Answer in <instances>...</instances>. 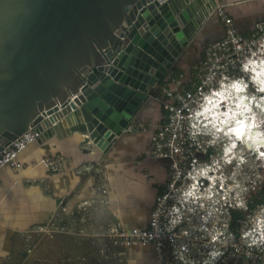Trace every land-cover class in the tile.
I'll return each instance as SVG.
<instances>
[{
	"label": "water",
	"instance_id": "obj_1",
	"mask_svg": "<svg viewBox=\"0 0 264 264\" xmlns=\"http://www.w3.org/2000/svg\"><path fill=\"white\" fill-rule=\"evenodd\" d=\"M216 6L215 0L162 6L0 0V153L38 125V143L81 133L84 145L109 154L159 95ZM57 216L68 220L64 206ZM83 240L91 245L95 238Z\"/></svg>",
	"mask_w": 264,
	"mask_h": 264
},
{
	"label": "built area",
	"instance_id": "obj_2",
	"mask_svg": "<svg viewBox=\"0 0 264 264\" xmlns=\"http://www.w3.org/2000/svg\"><path fill=\"white\" fill-rule=\"evenodd\" d=\"M169 1L155 0L159 6ZM212 14L224 27V38L209 44L204 57L193 66L189 83L182 84L185 76L177 74L160 89L167 117L153 135L152 156L169 161L170 169L149 225L114 226L106 234L114 248L153 246L158 264H264V202L255 205L245 196L250 188L243 189L234 179L247 152L237 172L233 167L239 155L235 153L237 143L221 140L219 144L213 138L225 123L218 115L223 108L242 107L245 115L252 110L253 101L264 102L259 83L250 90L254 79L264 78V20L251 34L242 35L225 7H216ZM230 92L237 93V104ZM244 115L242 122H246ZM211 126L220 128L213 133ZM41 136L38 125L20 135L0 153V170L12 167L21 172L19 156ZM65 163L62 155L42 161L49 177H64ZM100 192L103 199L84 201L78 209L86 213L106 203L107 192ZM58 204L64 210L67 207L64 200ZM52 228V224L46 225L34 234L53 236ZM100 252L107 254L103 249Z\"/></svg>",
	"mask_w": 264,
	"mask_h": 264
},
{
	"label": "crops",
	"instance_id": "obj_3",
	"mask_svg": "<svg viewBox=\"0 0 264 264\" xmlns=\"http://www.w3.org/2000/svg\"><path fill=\"white\" fill-rule=\"evenodd\" d=\"M215 1L216 7H225L242 35L251 34L264 20V0ZM224 36L219 18L209 15L177 68L159 85V93L171 76H186L209 44ZM166 117L158 95L134 126L117 136L107 155L92 143L84 145V134L73 133L30 146L19 156L21 172L12 167L0 170V264H158L153 246L114 248L106 234L114 226L149 225L169 179L170 162L152 156L153 135ZM53 155L65 158L64 177H49L42 164ZM100 189L107 192V202L80 211L82 202L104 198ZM60 200L67 202L68 220L55 218ZM51 224L53 236L34 234ZM88 236L95 238L91 245L83 240ZM102 249L107 254H99Z\"/></svg>",
	"mask_w": 264,
	"mask_h": 264
},
{
	"label": "bare ground",
	"instance_id": "obj_4",
	"mask_svg": "<svg viewBox=\"0 0 264 264\" xmlns=\"http://www.w3.org/2000/svg\"><path fill=\"white\" fill-rule=\"evenodd\" d=\"M260 79H261V81L254 79V81H252L251 84L254 85V84L259 83L258 86L260 87V93L262 92L264 94V84H263L264 78L261 77V78H259V80ZM254 86L256 87V85H254ZM229 94H230L231 100L237 104V102H238V100H237L238 98L236 96L237 93L230 92ZM236 104H235V106H236ZM239 105L241 106L240 103H239ZM250 106H253L252 110L250 109V112H253V113L263 112V114H264V102L263 103L258 102V104H256V102L253 101V105L250 104ZM238 111H244V109L242 107L229 109L226 106L225 108H223L221 110L220 114H218L219 117L222 118V122H223V120L225 121V123L222 124L223 126L219 132L221 134V137H223V139H224L223 142L224 141L225 142L231 141L232 143L236 142L238 150L241 149L242 147H246V149L245 148L244 149L247 150L250 148V145L252 147H254V149L260 148L262 146L261 141H262L263 137L260 138L259 135L256 134L255 127L250 125L251 124L250 123V113H248V111H247L246 112L247 114L244 115L243 113H245V111L241 112V113H239ZM242 115H244V119L246 120V122H242V119H240V118H242ZM238 120H239V122H238ZM246 123H250L249 126L244 125ZM235 124H236V126H235ZM217 128H220V126H218ZM253 135L255 137H253ZM260 149H259L260 153H262L263 148L261 147ZM236 158L239 159L240 157L239 158L236 157ZM241 160H243V159H241ZM244 165H247V162L242 164V166H244ZM239 169L240 168H237V172L239 171Z\"/></svg>",
	"mask_w": 264,
	"mask_h": 264
},
{
	"label": "rangeland",
	"instance_id": "obj_5",
	"mask_svg": "<svg viewBox=\"0 0 264 264\" xmlns=\"http://www.w3.org/2000/svg\"><path fill=\"white\" fill-rule=\"evenodd\" d=\"M254 89H255V86L251 85L250 90L254 91ZM250 114L252 115L250 116V123H251L250 125L255 127V125L258 124V126L255 127L256 134H258L260 138L263 137L264 139V114L263 112H256V113L250 112ZM216 129L214 128V126L210 127V130L213 133L216 131ZM253 137L255 136L253 135ZM213 138L216 139V141L219 142V144L221 143L220 140H224L223 137H221V134L219 133L217 135L213 134ZM244 148L246 149V147H242L241 149L236 151V153L239 154L237 155L238 158L239 157L240 158L236 159L233 167L234 169L235 168L237 169L240 162H243L245 158H243L242 155L245 154V152H247V155H248L245 161L247 162V165H244L242 167V170H240L239 174L234 179L237 181L236 183L240 185V187H242L243 189L250 188L251 193L249 192V194L247 193L245 196L246 197L250 196L249 200L251 201L252 197L254 196H259V195L264 196V160L261 159L257 153L255 155V153L252 150H250L251 147L247 150H245ZM262 153H264V151H262ZM215 157L218 159L217 155ZM242 158L243 160H241ZM229 169H230L229 170L230 172L234 170L233 168H229Z\"/></svg>",
	"mask_w": 264,
	"mask_h": 264
},
{
	"label": "trees",
	"instance_id": "obj_6",
	"mask_svg": "<svg viewBox=\"0 0 264 264\" xmlns=\"http://www.w3.org/2000/svg\"><path fill=\"white\" fill-rule=\"evenodd\" d=\"M215 15V14H214ZM217 17V15H215ZM224 38V37H223ZM205 52V51H204ZM192 67V66H190ZM191 74H192V69L189 71V72H186L185 73V81H186V84L190 82V77H191ZM169 81V79L167 80ZM253 201H254V204L257 205V204H262L264 202V196L263 195H259V196H254L252 197Z\"/></svg>",
	"mask_w": 264,
	"mask_h": 264
}]
</instances>
